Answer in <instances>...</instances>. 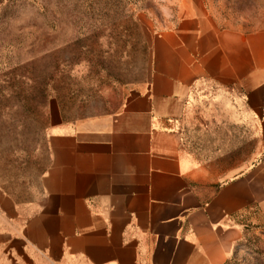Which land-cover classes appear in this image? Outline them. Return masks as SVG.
Wrapping results in <instances>:
<instances>
[{
  "label": "crops",
  "instance_id": "1",
  "mask_svg": "<svg viewBox=\"0 0 264 264\" xmlns=\"http://www.w3.org/2000/svg\"><path fill=\"white\" fill-rule=\"evenodd\" d=\"M226 9L169 6L142 77L0 142V264L227 263L264 218V25Z\"/></svg>",
  "mask_w": 264,
  "mask_h": 264
},
{
  "label": "rangeland",
  "instance_id": "2",
  "mask_svg": "<svg viewBox=\"0 0 264 264\" xmlns=\"http://www.w3.org/2000/svg\"><path fill=\"white\" fill-rule=\"evenodd\" d=\"M177 3H221L239 24L264 25V0H0V142L34 139L61 106L86 111L118 96L142 77L154 22ZM226 264H264V218Z\"/></svg>",
  "mask_w": 264,
  "mask_h": 264
}]
</instances>
